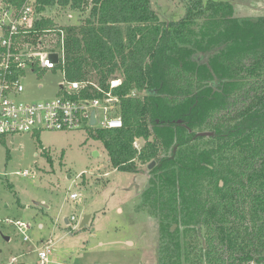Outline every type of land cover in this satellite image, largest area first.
<instances>
[{
	"label": "trees",
	"instance_id": "obj_1",
	"mask_svg": "<svg viewBox=\"0 0 264 264\" xmlns=\"http://www.w3.org/2000/svg\"><path fill=\"white\" fill-rule=\"evenodd\" d=\"M35 1L40 15L86 7L64 28L67 80L106 91L121 77L122 126L89 131L112 168L146 165L137 207L154 218L157 264L264 262V15L233 16L228 0H183L176 20H161L151 0ZM52 25L40 16L27 39ZM80 94L101 95L90 85ZM204 130L213 134L195 136Z\"/></svg>",
	"mask_w": 264,
	"mask_h": 264
},
{
	"label": "rangeland",
	"instance_id": "obj_2",
	"mask_svg": "<svg viewBox=\"0 0 264 264\" xmlns=\"http://www.w3.org/2000/svg\"><path fill=\"white\" fill-rule=\"evenodd\" d=\"M228 1L233 16L264 15V0ZM151 2L161 20L184 15L183 0ZM87 13L86 7H47L41 16L53 25L40 35L44 45L56 47L58 29L63 28L65 37L64 28L81 24ZM63 81L60 69L26 71L21 79L24 90L14 98L26 102L54 98ZM143 143L137 139L135 146ZM136 163L142 173L112 168L104 145L89 128L41 129L36 135L24 132L1 139L0 264H38V251L48 240L47 264H157L154 218L137 207L138 192L149 174L146 165ZM23 170L29 173H16ZM138 174L146 175L140 189L135 182ZM72 192L77 193L74 199L69 197ZM85 214L91 216L80 227ZM5 219L30 223L28 239L24 241Z\"/></svg>",
	"mask_w": 264,
	"mask_h": 264
},
{
	"label": "built area",
	"instance_id": "obj_3",
	"mask_svg": "<svg viewBox=\"0 0 264 264\" xmlns=\"http://www.w3.org/2000/svg\"><path fill=\"white\" fill-rule=\"evenodd\" d=\"M40 16L35 0H25L19 7L0 0V141L14 134L41 129L70 131L121 127L118 98L112 93L120 79H112L109 89L104 91L93 81H69L64 77L59 94L54 98L36 102L14 98L24 90L21 79L26 71L60 69L64 76V31L58 29L60 36L54 48L45 46L42 37L35 42L27 39V35L35 31ZM86 85L92 86L101 95L83 97L80 91ZM92 110L96 115L94 124L90 122ZM16 173L27 175L29 172L23 170ZM69 197L74 199L77 193L72 192ZM70 220H75V217L71 215ZM5 221L14 225L24 241L28 239L30 223L20 219ZM49 244L50 240L38 251V264H47Z\"/></svg>",
	"mask_w": 264,
	"mask_h": 264
},
{
	"label": "water",
	"instance_id": "obj_4",
	"mask_svg": "<svg viewBox=\"0 0 264 264\" xmlns=\"http://www.w3.org/2000/svg\"><path fill=\"white\" fill-rule=\"evenodd\" d=\"M150 92H152V91H150ZM95 120H96L95 110H92L91 111V118H90L91 124H94L95 123ZM211 134H212L211 131H200V132H197L196 133L197 136L211 135ZM175 149H176V145L173 147L172 156L171 157H173V154L175 152ZM155 163H156L155 160H151L147 164V169L148 170L152 169L153 166L155 165ZM145 179H146V175H139V174L138 175H135V182L139 185V189L144 184ZM90 216H91L90 214L83 215V219H82V221L80 223V227H83L87 223V221H88V219H89ZM65 223H68L67 219H65ZM6 239H8V237H6ZM202 242L204 243V240L203 239H202Z\"/></svg>",
	"mask_w": 264,
	"mask_h": 264
},
{
	"label": "flooded vegetation",
	"instance_id": "obj_5",
	"mask_svg": "<svg viewBox=\"0 0 264 264\" xmlns=\"http://www.w3.org/2000/svg\"><path fill=\"white\" fill-rule=\"evenodd\" d=\"M205 131V130H204ZM197 132H200V131H197ZM196 132V133H197ZM213 134V133H212ZM211 134V135H212ZM195 136H197L196 134H195ZM205 136V135H204ZM206 136H210V135H206ZM172 156V155H171ZM138 185V184H137ZM138 189H139V185H138ZM139 191V190H138ZM139 194V193H138ZM176 224H173V226H172V229L174 228V226H175ZM253 263H255V262H251V264H253ZM255 264H264V262H262V263H255Z\"/></svg>",
	"mask_w": 264,
	"mask_h": 264
},
{
	"label": "crops",
	"instance_id": "obj_6",
	"mask_svg": "<svg viewBox=\"0 0 264 264\" xmlns=\"http://www.w3.org/2000/svg\"><path fill=\"white\" fill-rule=\"evenodd\" d=\"M3 140V139H2ZM7 140V139H6Z\"/></svg>",
	"mask_w": 264,
	"mask_h": 264
}]
</instances>
